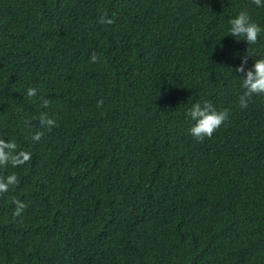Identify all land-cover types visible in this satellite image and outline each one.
Segmentation results:
<instances>
[{
  "label": "trees",
  "instance_id": "16d2710c",
  "mask_svg": "<svg viewBox=\"0 0 264 264\" xmlns=\"http://www.w3.org/2000/svg\"><path fill=\"white\" fill-rule=\"evenodd\" d=\"M259 58L264 0H0V264H264Z\"/></svg>",
  "mask_w": 264,
  "mask_h": 264
},
{
  "label": "clouds",
  "instance_id": "9594fccd",
  "mask_svg": "<svg viewBox=\"0 0 264 264\" xmlns=\"http://www.w3.org/2000/svg\"><path fill=\"white\" fill-rule=\"evenodd\" d=\"M256 2L259 4L262 0H256ZM260 31V27L244 11L237 13L228 21V35L241 37V39L236 40H243L246 43L255 42ZM91 59L94 61L96 57L93 56ZM234 70L237 73L241 71L244 73L243 78L240 79V86L244 89V92L239 97L241 107L246 105L245 96H249L252 93L264 94V58L255 59L248 69L243 68L241 64L237 65ZM34 93L35 89L30 88L27 90L29 96ZM187 116L193 122L188 129L189 133L197 139H202L204 136L212 134L213 130L226 119L227 113L224 110L217 111L207 103H204L203 106L200 103H193L187 109ZM48 123H52V121L49 120ZM0 187L3 186L0 185Z\"/></svg>",
  "mask_w": 264,
  "mask_h": 264
}]
</instances>
